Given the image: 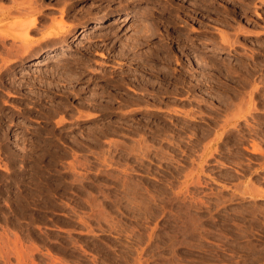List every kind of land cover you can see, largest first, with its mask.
Here are the masks:
<instances>
[{
	"label": "rangeland",
	"instance_id": "obj_1",
	"mask_svg": "<svg viewBox=\"0 0 264 264\" xmlns=\"http://www.w3.org/2000/svg\"><path fill=\"white\" fill-rule=\"evenodd\" d=\"M17 1L0 264H264V0Z\"/></svg>",
	"mask_w": 264,
	"mask_h": 264
},
{
	"label": "bare ground",
	"instance_id": "obj_2",
	"mask_svg": "<svg viewBox=\"0 0 264 264\" xmlns=\"http://www.w3.org/2000/svg\"><path fill=\"white\" fill-rule=\"evenodd\" d=\"M14 1L18 2V5H20V4H19L20 2L22 3V1H20V2L17 1V0H14ZM32 1H33V0H31V3L28 2V4H32ZM34 1H36V0H34ZM24 2H25V1H24ZM36 2H37V1H36ZM38 2H39V1H38ZM33 3H34V2H33ZM16 4H17V3H16ZM25 4H26V3L23 4V5H24L23 8L25 7ZM38 4H39V3H38ZM13 5H14V4H13ZM18 5H17V6H18ZM26 5H27V4H26ZM34 5H36V3H35ZM10 6H11V5H10ZM29 6H30V5H29ZM37 6H38V5H37ZM3 7H4V6H3ZM8 7H9V6H8ZM8 7H7V9H8ZM16 8H17V7H16ZM25 8H27V7H25ZM30 8H32V6H30ZM13 9H14V11L16 10L15 12H17V11L19 12V10H21L22 7H21V8L19 7V9H15V8H13ZM13 9H12V10H13ZM27 9H28L27 11H31V12H32L31 9H29V8H27ZM33 9H34V8H33ZM36 9H38V7H37ZM36 9H35V11H36ZM23 10H24V9H23ZM23 10H22V12H23ZM39 10H40V9H39ZM2 11H3V10H2ZM9 11H10V10H9ZM7 12H8V11H7ZM7 12H6V11H5V12H2V14H5V17H7V15H6ZM15 12H13V11L11 12V11H10V12H8V13H9V14H10V13H13V15H15V14H16ZM31 12H30V13H31ZM33 12H34V11H33ZM14 13H15V14H14ZM30 13H27V16H28V14H30ZM63 13H64V11H63ZM17 14H18V13H17ZM23 14H26V13H23ZM32 14H33V13H32ZM21 15H22V14H21ZM2 16H3V15H2ZM8 17H10V16L8 15ZM19 17H21V16H19ZM30 17H31V15H30ZM51 17H52V16H51ZM51 17H50V18H51ZM1 18H2V17H1ZM3 18H4V17H3ZM22 18H23V17H22ZM26 18H27V17H26ZM32 18H33V17H32ZM32 18L29 19V17H28V19L30 20V21H29L30 23L27 22L28 19L25 21L26 24L23 23V26L26 25V26H24L23 28H24V29H27V31H28V30L30 31V29H32V28L36 25V20L34 19V20L31 21ZM38 18H39V17H38ZM48 18H49V16H48ZM5 19H7V18H5ZM51 19H52V18H51ZM1 20H3V19H1ZM1 20H0V22H1ZM37 20H38V19H37ZM38 21H39V20H38ZM40 21H41V20H40ZM45 22H48V21H45ZM45 22H44V24H45ZM38 23H40V22H38ZM38 23H37V24H38ZM0 24H1V23H0ZM47 24H48V23H47ZM42 25H43V24H42ZM2 26H3V25H1L0 27H2ZM39 26H40V24L38 25V27H39ZM25 27H26V28H25ZM36 28H37V26H36ZM0 29H1V28H0ZM38 30H39V29H38ZM24 31H25V30H24ZM31 31H32V30H31ZM15 32H18V30H17V31H15V30L13 31V30L8 29V28H5V29H4V27H3V29L0 30V39H1L2 42H3V47H4V44H5L4 42H5L6 40L10 39V38H13V40H14V39H17V40H18V38H19V39L21 38L23 41H24V38H25V40H26L25 35H23V31H22V32L19 31L20 34H19V33H15ZM26 33H27V32L25 31L24 34H26ZM84 33H86V32L84 31ZM26 35H28V34H26ZM50 35L52 36V35H53V32H52ZM56 35H57V34H56ZM48 36H49V35H48ZM21 39H20V40H21ZM28 39H30V38H27V41H29ZM52 39H53V38H52ZM30 40H31V39H30ZM23 41H22V42H23ZM54 41H55V40H54ZM2 42H1V43H2ZM8 42H9V40H8ZM15 42H16V41H15ZM6 43H7V41H6ZM13 43H14V42H13ZM24 43H25V42H24ZM26 43H27V42H26ZM15 44H16V43H15ZM22 44H23V43H22ZM22 44H20V45L22 46ZM16 45H17V44H16ZM20 45H19V47H21ZM25 45H27V44H24L23 46L26 47ZM14 46H15V45H14ZM8 47H9V46H8ZM10 48H11V47H10ZM21 48H23V47H21ZM21 48H20V50H21ZM0 49H1V48H0ZM3 49H4V48H3ZM7 49H8V48H7ZM7 49L5 48V52L8 51ZM11 49H12V48H11ZM25 49H26V48H25ZM6 50H7V51H6ZM9 50H10V49H9ZM52 50H53V49H52ZM55 50H56V49H55ZM62 50H63V49H62ZM2 51H3V50H2ZM12 52H13V49H12ZM61 52H62V51H61ZM1 53H2V52H1ZM3 53H4V52H3ZM7 53H11V52H7ZM6 55H7V54H6ZM11 55H12V54H11ZM52 55H55V54H54L53 52H50L49 55H47V58L50 57V56H52ZM40 57H41V56H40ZM54 57H55V56H54ZM43 58H44V57H43ZM40 60H41V59H40ZM42 62H43V61H42ZM40 63H41V62H40ZM36 64H38V62H37V63H33L32 65H36ZM253 192H254V191H253ZM237 193H238V192H236V193H234V194L236 195ZM243 193H244V192H243ZM245 193H246V192H245ZM245 193H244V194H245ZM250 193H251L250 195H252V192H250ZM255 193H256V192H255ZM255 193H254V194H255ZM257 194H259L258 191H257ZM257 194H255V196H256ZM239 195H241V194H239ZM239 195H238V196H239ZM241 196H243V195H241ZM241 196H240V197H241ZM255 196H254V197H255ZM243 197H244V196H243ZM256 214H257V213H256ZM256 214H255V215H256ZM186 224H187V223H186ZM186 224H185V225H186ZM181 225H183V223H181ZM187 225H188V224H187ZM188 226H190V224H189ZM191 227H192V226H191ZM176 228L179 229L178 227H176ZM183 228H184V227H183ZM192 228H194V227H192ZM181 229H182V228H181ZM190 229H191V228H190ZM195 229H196V227H195ZM195 229H193V230H194L193 232L196 233ZM174 230H175V229H174ZM179 230H180V229H179ZM196 230H197V229H196ZM175 231H176V230H175ZM175 231H173V232L176 233L177 231H176V232H175ZM180 231H181V230H180ZM180 231H179V233H180ZM188 231H189V230H188ZM190 231H192V230H190ZM231 231H232V230H231ZM173 232H172V234H173ZM173 235H174V234H173ZM176 235H177V234H175V237H177ZM180 235H181V233H180ZM170 237H171V236H170ZM172 237H173V236H172ZM180 237H181V236H180ZM187 237H188V236H187ZM194 237H195V235H194ZM183 238H184V237H181V240H183ZM173 239H174V238H173ZM189 239H191V238H189ZM170 240H172V238H171ZM174 240H177V239H174ZM178 240H179V239H178ZM181 240H180V242H181ZM183 241H185V240H183ZM187 241H188V240H187ZM189 241H190V240H189ZM177 242H179V241H177ZM172 243H173V242H172ZM181 243L183 244L184 242H181ZM178 244H179V243H178ZM178 244H177V245H178ZM182 244H181V246H182ZM184 244H185V243H184ZM170 245H171V244H170ZM172 245H174V247H175V246H176V243H175V244H172ZM186 245H187V244H186ZM186 245H185V246H186ZM179 246H180V244H179ZM181 246H180V247H181ZM171 247H172V246H171ZM175 248H177V247H175ZM186 248H188V247H186ZM169 250H170V248H169ZM195 250H196V249H195ZM173 251H175L174 248H173ZM177 251H178V249H177ZM193 251H194V249H193ZM193 251H192V252H193ZM170 252H171V251H170ZM179 252H180V250H179ZM189 252H190V251H189ZM174 253H175V252H174ZM183 253H184V252H183ZM177 254H180V253H177ZM172 255H173V254H172ZM175 255H176V254H175ZM185 255H186V254H185ZM185 255H184V256H185ZM184 256H181V257H184ZM173 257H175V256H173ZM177 258H178V257H177ZM170 259H171V253H170ZM175 259H176V257H175ZM180 259H181V258H180ZM183 259H184V258H183ZM184 260H185V259H184ZM169 261H171V260H169ZM173 261H174V260H173ZM181 261H182V260H181ZM172 263H173V262H172ZM175 263H176V262H175ZM173 264H174V263H173Z\"/></svg>",
	"mask_w": 264,
	"mask_h": 264
}]
</instances>
